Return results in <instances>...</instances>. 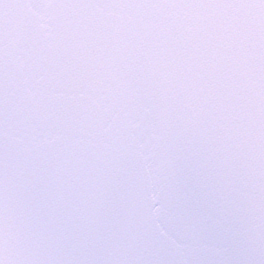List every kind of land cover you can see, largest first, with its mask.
<instances>
[{
	"label": "snow or ice",
	"instance_id": "snow-or-ice-1",
	"mask_svg": "<svg viewBox=\"0 0 264 264\" xmlns=\"http://www.w3.org/2000/svg\"><path fill=\"white\" fill-rule=\"evenodd\" d=\"M0 264H264V0H0Z\"/></svg>",
	"mask_w": 264,
	"mask_h": 264
}]
</instances>
